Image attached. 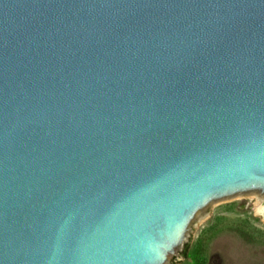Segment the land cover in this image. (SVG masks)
I'll return each instance as SVG.
<instances>
[{
	"label": "water",
	"instance_id": "obj_1",
	"mask_svg": "<svg viewBox=\"0 0 264 264\" xmlns=\"http://www.w3.org/2000/svg\"><path fill=\"white\" fill-rule=\"evenodd\" d=\"M245 194L264 0H0V264H164Z\"/></svg>",
	"mask_w": 264,
	"mask_h": 264
},
{
	"label": "rangeland",
	"instance_id": "obj_2",
	"mask_svg": "<svg viewBox=\"0 0 264 264\" xmlns=\"http://www.w3.org/2000/svg\"><path fill=\"white\" fill-rule=\"evenodd\" d=\"M264 195L213 202L195 220L185 245L164 264H264Z\"/></svg>",
	"mask_w": 264,
	"mask_h": 264
},
{
	"label": "bare ground",
	"instance_id": "obj_3",
	"mask_svg": "<svg viewBox=\"0 0 264 264\" xmlns=\"http://www.w3.org/2000/svg\"><path fill=\"white\" fill-rule=\"evenodd\" d=\"M257 211H259V212H264V206L262 205V204H258V206H257Z\"/></svg>",
	"mask_w": 264,
	"mask_h": 264
},
{
	"label": "trees",
	"instance_id": "obj_4",
	"mask_svg": "<svg viewBox=\"0 0 264 264\" xmlns=\"http://www.w3.org/2000/svg\"><path fill=\"white\" fill-rule=\"evenodd\" d=\"M188 245H189L188 243L185 245V249L183 253H185L186 249L188 248Z\"/></svg>",
	"mask_w": 264,
	"mask_h": 264
}]
</instances>
